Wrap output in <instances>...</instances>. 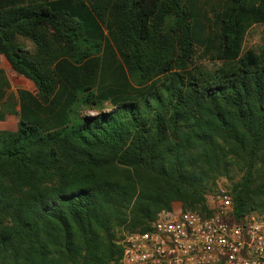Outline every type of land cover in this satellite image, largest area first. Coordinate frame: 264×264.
<instances>
[{
	"label": "trees",
	"instance_id": "trees-1",
	"mask_svg": "<svg viewBox=\"0 0 264 264\" xmlns=\"http://www.w3.org/2000/svg\"><path fill=\"white\" fill-rule=\"evenodd\" d=\"M203 4L0 0V54L36 90L0 129V264H116L161 212L213 215L222 178L237 223L264 219V47L247 42L264 0H218L217 28ZM9 88L0 69V105Z\"/></svg>",
	"mask_w": 264,
	"mask_h": 264
},
{
	"label": "built area",
	"instance_id": "built-area-1",
	"mask_svg": "<svg viewBox=\"0 0 264 264\" xmlns=\"http://www.w3.org/2000/svg\"><path fill=\"white\" fill-rule=\"evenodd\" d=\"M213 215L163 211L152 230L128 235L116 264H264V221L237 223L233 200L224 189Z\"/></svg>",
	"mask_w": 264,
	"mask_h": 264
},
{
	"label": "rangeland",
	"instance_id": "rangeland-1",
	"mask_svg": "<svg viewBox=\"0 0 264 264\" xmlns=\"http://www.w3.org/2000/svg\"><path fill=\"white\" fill-rule=\"evenodd\" d=\"M218 0H202L204 2L205 11L209 13L214 21V26L217 28L219 26L220 12L214 8V3ZM19 42L28 51L31 53L35 52L34 44L26 38L19 37ZM248 46L249 47H264V26L255 27L248 37ZM0 69L4 71L6 78L10 83V88L7 90V95L3 104L0 105V110H8L12 109L11 112H8L5 120H0V129L18 131L19 123L16 114L13 111H17L19 109V99H18V91L19 90H28L31 92H36L34 85L26 78L18 75L11 68L7 60L0 54ZM230 177L235 178L236 180L240 179V174L233 172ZM230 180L228 178H222L218 180L217 186L211 188L210 192L207 194L208 206L210 209H215L216 207V196L218 191L221 189L229 190ZM249 218H255L258 220L264 221L258 214H252ZM128 235L126 234V237ZM125 237V238H126ZM124 240H122L123 242Z\"/></svg>",
	"mask_w": 264,
	"mask_h": 264
}]
</instances>
